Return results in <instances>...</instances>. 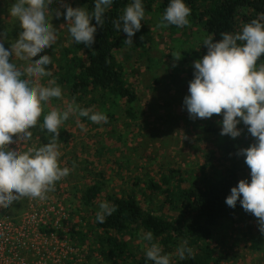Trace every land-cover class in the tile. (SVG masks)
I'll return each mask as SVG.
<instances>
[{"label":"clouds","instance_id":"1","mask_svg":"<svg viewBox=\"0 0 264 264\" xmlns=\"http://www.w3.org/2000/svg\"><path fill=\"white\" fill-rule=\"evenodd\" d=\"M57 2L64 11L55 9L54 15L64 16L75 44L92 48L97 27L104 26L105 13L115 0H93L92 11L64 4L63 0ZM52 3L53 0H12L8 13L19 22L18 38L5 47L6 34L0 31V205L3 206L11 207L23 197L44 199L55 190L56 182L70 174L68 167L59 164L57 140L61 125L71 115L86 117L95 124L108 120L105 113L82 108L75 100L64 109L57 107L44 113L47 103L53 98L61 99L63 94L54 81L45 86L40 80L51 75L48 70L51 56L36 58L57 43L58 33L50 19ZM190 14L185 0H169L158 26L182 28L190 24ZM144 18L142 0H131L113 20V28L125 33L124 43L132 45ZM220 37L218 41H214L213 35L202 38L207 53L193 63L194 78L189 82L183 103L192 119L222 114L221 135L239 137L241 129L237 126L243 123L255 138L251 146L238 152L245 158L251 179H242L232 187L225 203L235 208L239 201L246 212L257 218L259 231L264 234V62L258 63L264 56V13L244 24L240 31L222 32ZM13 57H19L23 63H16ZM37 126L45 132L47 143L26 151L8 147L17 134L23 143L30 141L31 129ZM115 211L112 203L101 202L96 212L97 222L104 223ZM140 238L148 242L145 248L148 261L171 264L170 255L154 241L151 231L142 232ZM176 254L180 260L193 255L187 239L178 245Z\"/></svg>","mask_w":264,"mask_h":264},{"label":"rangeland","instance_id":"2","mask_svg":"<svg viewBox=\"0 0 264 264\" xmlns=\"http://www.w3.org/2000/svg\"><path fill=\"white\" fill-rule=\"evenodd\" d=\"M11 3L12 0H0V31L6 34V41L13 43L21 29L18 20L8 13ZM63 3L80 7L78 0H63ZM50 7V19L58 33L57 43L37 54L36 58L45 54L59 55V51L72 42L64 16L57 18L54 15L55 9L64 11L61 3L53 0ZM161 16L159 10L145 12L142 27L133 37L134 44H125L116 52L126 66L128 84L138 94V100L131 105L137 119L133 121L128 115L121 114L114 125L106 128L87 126L80 122L78 115H71L61 125L57 140L59 164L68 167L70 174L56 182L55 190L48 192L44 199L23 197L11 207L0 205L3 215L20 221L33 218L37 228L42 231L48 230L41 224L39 226L40 219L50 222L65 217L61 222L65 227L63 230L67 228L68 232L65 234L60 230L55 236L64 237L60 238L63 240L69 237L73 241L70 231H87L93 224L92 212H97L98 205L104 201L103 197L98 198L93 208L85 209L79 198L74 197V191L78 190L81 194L83 186L95 178L94 172H104L108 181L101 196L115 192L129 193L133 191V184L137 180L142 182L140 186L150 179L158 182L162 172L170 168L179 169L190 180L197 178L211 146L217 150L216 145L225 143H234L242 149L252 145L251 134L243 123L237 126L241 129V135L232 138L221 135L222 125L219 121L222 120V114H213L211 118L204 119H192L189 116L183 102L188 95L189 82L194 78L193 63L207 53V47L202 45L205 34L191 27L173 33L168 27L158 26ZM124 38L126 40L127 35ZM13 59L18 64L23 63L19 57ZM55 99L47 103L45 113L57 107L64 109L72 102L64 95L62 100ZM129 123H135L136 126L131 127ZM115 127L117 130L113 129ZM31 131L33 136L30 141L23 143L17 134L8 147L26 151L29 147L36 148L48 142L47 139H41L46 134L38 126ZM103 147L107 149L97 153V148ZM75 161L80 164L76 165ZM138 196L148 209L151 208L149 205H154L156 209L161 203L158 197L155 198L156 203L149 204L139 193ZM72 208L77 209L75 215L70 214ZM244 215L246 213L242 212L232 216L216 230L211 241L216 250L215 256H220L216 264H264V242L260 247L253 248L251 239L246 237L248 221ZM253 223L255 230H259L257 221L253 220ZM89 235L92 234L89 232ZM70 243L72 247L76 244ZM135 244L137 247L142 244V253L148 246V242L141 238ZM76 245L82 251L81 264H98V256L92 260L87 257L93 253L90 242ZM79 252L73 257L79 256Z\"/></svg>","mask_w":264,"mask_h":264},{"label":"trees","instance_id":"3","mask_svg":"<svg viewBox=\"0 0 264 264\" xmlns=\"http://www.w3.org/2000/svg\"><path fill=\"white\" fill-rule=\"evenodd\" d=\"M78 1L80 7L89 11L94 8L93 0ZM129 3L131 0H115L105 13L104 26L97 27L92 48L77 45L72 38L71 44L62 48L59 55L48 54L52 58L48 66L51 75L42 77V81L47 86L54 81L62 88V95L75 100L82 108L103 112L108 117L106 123L95 124L86 117L78 116L80 122L87 126L109 128L121 114L128 115L133 121L137 119L131 105L138 100V94L128 84L126 66L116 54L125 46L126 34L116 31L112 24ZM142 3L145 12L159 10L163 15L169 0H142ZM185 3L191 9L188 17L190 24L182 28L169 25L170 31L176 33L179 29L197 28L205 37L213 35L214 41L221 39L220 33L240 31L244 24L264 13V0H185ZM92 23H96L94 19ZM4 42L5 47L12 43ZM261 62H264V56L258 61ZM42 119L43 114L40 122ZM128 125L136 126L135 123ZM113 129L117 130V127ZM41 139L48 138L43 135ZM251 140L255 142L252 136ZM216 146L217 150L211 146L212 149L205 154L197 178L192 180L181 174L179 169L170 168L162 172L158 182L150 179L140 186L142 182L137 180L129 193L115 192L101 196L108 181L104 172H94L95 178L79 189L81 194L78 190L74 191V197L79 198L85 209L93 208L98 198L103 197L104 201L116 206V211L101 224L97 222L94 210L93 224L87 231H70L73 242H90L93 253L87 257L92 260L98 256V264H152L146 259L145 252H141L142 244H138L140 247L135 244L142 232L151 231L154 241L161 245L165 254L170 255L171 264H216L220 256H215L216 250L211 243L216 230L227 219L244 212L248 221L246 237L251 239L254 249L260 247L264 234L255 230L253 220L257 221V218L246 212L239 201L235 208L225 203L232 187L242 179H251L245 158L238 155L242 147L234 143ZM106 149L97 148V153ZM75 164L80 163L75 161ZM138 193L149 204L156 203L155 198L158 197L161 199L159 207L155 209L154 205H149L151 208H145ZM76 210L72 208L70 214L75 215ZM185 239L193 248V255L180 260L176 250Z\"/></svg>","mask_w":264,"mask_h":264},{"label":"built area","instance_id":"4","mask_svg":"<svg viewBox=\"0 0 264 264\" xmlns=\"http://www.w3.org/2000/svg\"><path fill=\"white\" fill-rule=\"evenodd\" d=\"M64 218L50 222L40 219L39 226L48 230L42 231L33 218L20 221L0 212V264H81L80 246L72 247L70 242L73 241L69 237L63 240L60 238L64 237L55 236L60 230L65 234L68 232L67 228L63 230L61 220ZM77 252L79 256L73 257Z\"/></svg>","mask_w":264,"mask_h":264}]
</instances>
